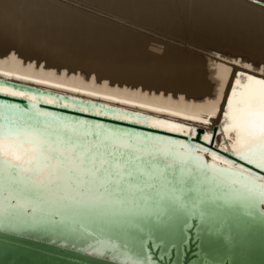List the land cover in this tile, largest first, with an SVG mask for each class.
I'll list each match as a JSON object with an SVG mask.
<instances>
[{"label": "snow or ice", "instance_id": "obj_1", "mask_svg": "<svg viewBox=\"0 0 264 264\" xmlns=\"http://www.w3.org/2000/svg\"><path fill=\"white\" fill-rule=\"evenodd\" d=\"M47 7L80 5L63 0ZM243 75L246 81L236 79L227 100L225 141L218 148L209 146L215 145L211 132L205 131L202 140L206 143H200L195 139L198 130L183 123L94 102H69L67 97L62 100L59 95L0 83V94L28 102L0 101V227L43 226L93 240L97 252L117 257L116 264H149L142 234L165 219H219L239 216L243 209L248 217L264 221V79ZM42 105L72 108L188 138L70 117Z\"/></svg>", "mask_w": 264, "mask_h": 264}, {"label": "bare ground", "instance_id": "obj_2", "mask_svg": "<svg viewBox=\"0 0 264 264\" xmlns=\"http://www.w3.org/2000/svg\"><path fill=\"white\" fill-rule=\"evenodd\" d=\"M54 2L63 0H0V77L208 132L218 123V146L235 80L264 79V6L252 0H67L80 7H47ZM93 91L99 95H88ZM159 107L166 111H154Z\"/></svg>", "mask_w": 264, "mask_h": 264}, {"label": "water", "instance_id": "obj_3", "mask_svg": "<svg viewBox=\"0 0 264 264\" xmlns=\"http://www.w3.org/2000/svg\"><path fill=\"white\" fill-rule=\"evenodd\" d=\"M252 1L264 6L261 1ZM0 83L59 95L62 100L67 97L69 102L108 105L98 99L55 92L8 78L0 77ZM3 100L24 105L28 103L22 98L0 94V101ZM42 106L63 112L70 117L100 120L111 126L123 125L130 129L172 136L181 140L188 138L183 134L153 129L142 124H130L127 121L113 120L111 117L97 116L93 113H83L72 108ZM109 106L113 109H125ZM138 113L151 116V114ZM218 127V123L212 126L211 133L214 139L218 134ZM195 128L199 133L195 139L200 143H206L202 140L205 129L199 126ZM209 146L218 148V145ZM223 154L234 158L228 153ZM142 235L144 251L150 258L149 264H264V221L248 217L243 209H240L239 216L226 215L219 219L199 217L165 219L158 222L153 231H146ZM93 244L94 241L91 239L82 240L43 226L7 229L0 227V264H116V256L108 252H97Z\"/></svg>", "mask_w": 264, "mask_h": 264}, {"label": "rangeland", "instance_id": "obj_4", "mask_svg": "<svg viewBox=\"0 0 264 264\" xmlns=\"http://www.w3.org/2000/svg\"><path fill=\"white\" fill-rule=\"evenodd\" d=\"M96 9H97V8H96ZM93 17H94V18H98V16H96V15H93ZM99 19H100V18H99ZM101 20H103V19H101Z\"/></svg>", "mask_w": 264, "mask_h": 264}]
</instances>
